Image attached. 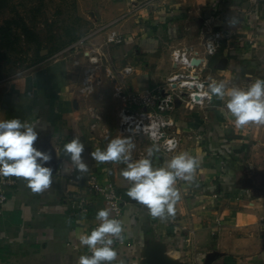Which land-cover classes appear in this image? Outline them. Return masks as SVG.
<instances>
[{
  "label": "crops",
  "instance_id": "1",
  "mask_svg": "<svg viewBox=\"0 0 264 264\" xmlns=\"http://www.w3.org/2000/svg\"><path fill=\"white\" fill-rule=\"evenodd\" d=\"M213 1L99 0L100 14L94 18L97 27L108 28L97 39L114 32L123 35L124 42L108 54L112 64L99 71L89 98L77 90L72 63L58 59L0 84V120L19 118L37 126L35 147L53 157L52 183L42 192H33L23 178L14 177L0 212V264H79L80 256L91 255L80 237L99 225L96 214L107 208L86 188L91 177L114 185L126 203L122 225L127 240L113 264H264V124L237 127L225 107L227 95L224 100L214 97L205 109L175 101L170 116L179 147L174 155L154 151L153 167H163L180 152L197 157L200 167L193 182L177 181L181 199L174 216H150L146 206L126 195L129 185L120 175L126 165L98 164L89 155L120 137L135 145L133 161L140 159V151L147 157L154 146L146 139L117 132L123 103L114 95L116 86L142 92L163 83L173 69V51L199 49L194 28L202 19L197 10L204 4L212 7ZM243 7L248 9L242 20L226 26L231 37L221 43L215 67L203 72L228 89H247L264 79V0H244ZM160 28H167L166 34ZM187 37L189 44L175 46ZM170 38V48H175L168 56L158 55L160 41ZM125 65L131 66L130 75H121ZM74 136L85 147L84 173L63 154ZM68 195L84 197L88 212L73 214Z\"/></svg>",
  "mask_w": 264,
  "mask_h": 264
},
{
  "label": "clouds",
  "instance_id": "2",
  "mask_svg": "<svg viewBox=\"0 0 264 264\" xmlns=\"http://www.w3.org/2000/svg\"><path fill=\"white\" fill-rule=\"evenodd\" d=\"M228 23L233 27L237 21L229 18ZM208 88L211 96L220 100L227 95L225 107L237 127L264 124V79H256L247 89L236 86L228 89L225 82L212 80ZM38 138L37 126L27 120H0V176L23 178L33 192L50 187L53 176L52 154L35 147ZM134 148L130 138L117 137L111 139L104 150L96 148L89 155L98 164H125L120 175L129 185L126 195L146 206L150 216L162 219L174 216L175 206L181 199L177 181L193 182L200 160L188 152H180L163 167L156 168L151 158L158 148H149L146 158L133 161ZM84 151L78 136L63 146V154L69 156L72 165L81 173L88 171ZM56 156L59 158L60 153L56 152ZM96 220L100 222L98 227L80 237V244L87 246L91 255L80 256L79 264H113L117 260L118 252L113 244L114 240H123L122 221L113 218L110 208L100 209Z\"/></svg>",
  "mask_w": 264,
  "mask_h": 264
},
{
  "label": "built area",
  "instance_id": "3",
  "mask_svg": "<svg viewBox=\"0 0 264 264\" xmlns=\"http://www.w3.org/2000/svg\"><path fill=\"white\" fill-rule=\"evenodd\" d=\"M213 19L205 20L200 28V50L193 46L177 49L172 54V72L166 77L163 83L153 89L142 92L124 91L116 84L114 95L123 103L117 113V132L122 136L132 138L142 137L152 146L158 148L162 153L174 155L179 147V137L176 124L170 113L174 109L175 101L181 100L188 106L205 109L213 103L208 85L212 80L203 74L207 65V59L214 56L221 46V42L231 36V31L221 27L211 29ZM206 27V31L204 30ZM108 28L107 25L99 26L88 35L81 38L71 47H83L82 56L92 66H101L106 61L105 47H116L124 42L121 34L110 32L102 40L97 39ZM70 47V49H71ZM132 72L129 65L121 69V75L127 76ZM216 81V80H215ZM211 96V99L209 97ZM139 158L143 157L142 151L138 153ZM15 184L14 177L0 176V212L7 200V193L10 187ZM86 188L95 198L101 200L107 208L111 209L113 218L122 221V214L126 203L116 192L111 183L99 184L91 177L86 183ZM67 201L70 211L75 213H87L89 204L81 195H68ZM98 227L92 226L87 234ZM123 240H114L113 247L117 250L126 243L124 231ZM88 252L91 253L88 249Z\"/></svg>",
  "mask_w": 264,
  "mask_h": 264
},
{
  "label": "rangeland",
  "instance_id": "4",
  "mask_svg": "<svg viewBox=\"0 0 264 264\" xmlns=\"http://www.w3.org/2000/svg\"><path fill=\"white\" fill-rule=\"evenodd\" d=\"M98 2L99 0H0V26L7 29V37L3 45L0 44V84L58 59L72 63L71 67L76 73V79H79L76 80L79 81V84H76L77 90L89 98L97 87L99 71L110 65L108 54L115 47H105L106 61H103L101 66H92L82 56L83 47L71 46L97 28L98 21L94 16L100 14ZM243 5L244 0H214L212 7L208 4L199 7L198 19L202 20L199 26L195 25L194 28L196 42L199 40L200 43L199 32L205 20L213 19V25L210 27L213 30L227 28L226 26H230L229 18H235L237 22L242 20L248 9ZM24 27L27 32L23 30ZM166 29L158 30L165 33ZM162 31H158L159 35L163 33ZM169 33L172 35V32ZM173 39L160 41L157 54L168 56V53L175 48H170ZM189 43L187 37L185 42L175 46L183 47ZM194 49L200 50V47ZM73 58H77L79 63H76L77 61L74 63ZM217 59L218 55H215L203 72L212 70ZM110 117L108 114V119Z\"/></svg>",
  "mask_w": 264,
  "mask_h": 264
},
{
  "label": "trees",
  "instance_id": "5",
  "mask_svg": "<svg viewBox=\"0 0 264 264\" xmlns=\"http://www.w3.org/2000/svg\"><path fill=\"white\" fill-rule=\"evenodd\" d=\"M1 6H3V5H1ZM7 30V29H6ZM6 30H5V27H3V26H0V44H1V46L3 45V41L6 39V37H7V33H6ZM23 30H25V32H27V29L24 27V29ZM216 55V54H215ZM214 55V56H215ZM213 56V57H214ZM213 57H211V58H213ZM210 58V59H211Z\"/></svg>",
  "mask_w": 264,
  "mask_h": 264
}]
</instances>
